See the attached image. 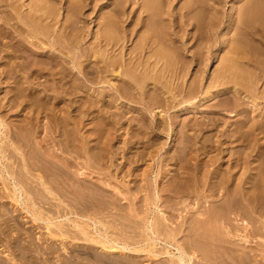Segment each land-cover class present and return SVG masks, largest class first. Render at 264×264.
Instances as JSON below:
<instances>
[{
    "label": "bare ground",
    "instance_id": "bare-ground-1",
    "mask_svg": "<svg viewBox=\"0 0 264 264\" xmlns=\"http://www.w3.org/2000/svg\"><path fill=\"white\" fill-rule=\"evenodd\" d=\"M20 1L0 0L1 7L3 3L16 11L12 13L7 9L8 12L3 13H8V19L4 20L2 14L1 21L4 20V23L9 24L11 20L16 19L14 21L18 22L17 25L23 22L20 25L23 30L19 33L20 36L26 32L31 37H36V41L37 38L49 41L54 51L63 48L68 50L71 54L70 62L73 65L70 68L65 67L63 62L68 60L65 59L62 64L59 60L61 56L58 55L60 57L58 59L57 55L54 56L56 53L52 51L54 54L48 52L52 54L51 58L48 57L49 60L46 62L44 60L42 65L36 64L34 69H29L30 59L19 62L20 60L12 61L13 58H9L11 62L8 61L10 62L8 65L5 59L6 66L1 68L2 72H0L2 81L0 86L6 84L8 86H4L7 89L3 91V96H0V126H4L5 118L8 116L7 113L4 115L5 118L1 117L2 111L4 114V111L17 109L14 117H22V119H15L12 124L10 123L11 126L7 128L6 135L0 144L2 191L8 193V197L14 195L12 198L15 203L24 202L26 198L33 203L47 204L48 212H46L44 221L49 228L54 226L59 229L60 235H65L63 224L60 223L62 221L57 220L59 217L65 216L68 220L69 214H78L90 208H97V211L98 209L103 210L93 203L98 202L100 196L107 194V188L104 186L108 183L104 182L103 185L94 183L92 174L99 172L108 177V182L112 179L110 171L112 160L110 159L109 162V154H112V141L115 142L118 139V135L112 130L116 121L121 122V128H124L127 123L128 127L125 131L129 135L133 134L134 141L131 140L130 146L129 142L123 141V150L117 151L119 150L117 149L114 153L115 155L122 154V152L125 154L134 148H143L138 151L136 157H128L124 163L129 164L127 174L134 177L130 180V186L133 187L132 181L133 183L141 181V191L146 195L145 215L141 219L144 221L141 228L146 235H143L141 242H145L147 246L137 250L131 248L127 241L119 239L108 241L96 240L94 237L93 241L102 244V250L108 254L117 252L152 253L154 256L165 254L176 258V260L172 259L174 264H203L199 262L201 258L205 259L208 264H264V257L260 256V253H264L261 251L259 256L263 258L258 259L251 245L257 241L261 245L264 244V142H260L264 139V91L258 87L259 82L264 81V61L263 58L256 61L253 59L255 53L253 52V55L250 52L252 40L258 41L260 49H264V43H262L264 40V0H237V2L232 0L231 11L223 12L221 16L212 11H225V4L230 0H185L182 3L181 0H117L118 3L117 1L111 2L112 12L100 20L101 31L94 36L91 46L86 48L87 52L82 50L77 56L78 53L75 50L81 46L84 39L71 35L72 32L67 29L70 37L65 34L66 43L58 47L61 45L63 36L60 37L56 32H52L56 22H64L58 18L60 11L57 7L58 0H33L28 5ZM68 1L67 12L70 15H67V19L63 16L66 19L65 23L76 22L75 19L72 20V17L75 15L78 1ZM175 1H178V4L173 7ZM131 5H133L132 11L128 13V7ZM26 6L28 8L24 9ZM135 7H137L136 11L140 12L137 22H135V15H132ZM206 9L211 13L204 16L202 13ZM12 24L14 25L15 22H11ZM16 24L14 28L17 27ZM187 24L191 25L195 32L188 33V30L184 29ZM72 25L73 23L71 28ZM20 27L18 26L17 29L19 30ZM65 28L68 26L65 25ZM218 30H221V33L218 34ZM132 35H134V40L136 37L138 39L129 52H126L125 49ZM28 36L26 37L29 38ZM214 38L216 42L213 41ZM190 40L193 41L192 45H190ZM20 44L35 56L36 52H33L31 47L29 48L30 45L24 44L23 40H20ZM35 45L42 47L37 43ZM216 46L219 47V54L216 52L218 55H215L219 58V65L211 77L209 75L212 72L208 74L210 78L208 80L205 76L204 68L206 67L203 64L206 58L210 57L208 53ZM19 49L21 50L18 48V51ZM43 51L46 50L43 49ZM7 53L6 56L9 57ZM44 55L47 53L44 52ZM23 57L20 58L23 59ZM83 58H89L88 63H85ZM53 64L58 67L61 65V68L53 70ZM193 64H195L194 67ZM192 67L195 72L191 71L193 77L188 79ZM111 76L119 83L116 85L112 83L114 81L110 78ZM98 86H102L103 90ZM106 89L116 90V94L108 98L109 94ZM3 98L8 99V104L3 103ZM123 99L131 102L137 99L135 102L142 106V113L139 112L140 116L142 114V121L146 120L148 112L154 120L149 118L148 126L144 123H137L136 117L130 120L131 117L127 116L129 111H124L122 107H119L125 104ZM112 104L116 105L114 107L117 111H107L106 108L113 107ZM179 106H181L180 115L173 125L168 120L167 114ZM205 107L206 109L203 110ZM28 108H31L30 111H26ZM35 110L39 111L37 114L43 115L44 113L49 118L46 130L53 139V135L57 133L61 138L63 137L57 142L61 150L67 151L72 158L77 160V164L80 159L84 158L82 167L77 168L81 171L85 169L84 172L73 176L69 172L70 164L73 163L71 158L64 156V159H61L52 150L48 152V157L43 156L38 148L32 147L31 136L34 133V126L40 123L35 113L32 114L33 111L37 112ZM201 111L206 112L207 115L203 114L198 117ZM226 116L235 117V120L227 124ZM115 118L118 119L115 120ZM89 119L90 122L95 121V124L90 126L85 134L82 130ZM38 127L45 128L44 125ZM153 132H156L159 137L168 132H174V137L181 136L179 151L177 150V155H174L171 160L182 164L180 168L184 171L179 174L171 171L172 174H170L169 169L166 168L161 175L152 177L153 171L150 167L149 170H144L141 176L139 175L137 171L141 166L140 162L146 159V154L149 155L150 148L156 143L152 138L154 135L146 136L147 133ZM3 133L0 128V136ZM214 136L217 139H214ZM43 141L45 142L46 139ZM193 146L198 150L201 149L206 156L210 152H215L214 158L209 157L210 159L204 163L206 167L209 166V161L216 158L223 159L228 156V159L220 163L218 168L220 173L211 181V174L208 175L207 170L204 171L205 179L202 178L204 180H201V185L204 184V191L207 194H204L205 203H208L209 210H206L207 208L201 210L199 208L201 202H195L197 207H191L190 215L185 214L179 226L174 228L171 226L174 222L172 210L177 209L176 205L184 204L186 200L176 201L169 194L173 193L177 197L187 195L191 197L193 193L191 188L194 186L196 190L200 185L199 178L194 180L193 184H187L190 174L188 167L183 165L188 158L187 150ZM254 151L259 153L257 155L258 164L252 166L251 169L254 172L251 175L249 173L250 180L246 176L245 185L241 186L240 181L235 183L238 181L237 172L232 167H240L243 164L246 166L251 161V157L255 155H253ZM151 154L149 156L153 158L155 155ZM12 159L15 160L12 162ZM60 161L62 164L58 163ZM225 162L229 164L226 171L222 169ZM197 170L200 171L198 168ZM82 174L85 176H79ZM121 174L123 173L114 175L119 183L125 178L123 175L119 180ZM11 185L12 187H9ZM160 192L164 194L163 199ZM221 198H225L222 205L218 203ZM160 201L162 204H159ZM116 209L123 210L122 206ZM170 209L172 210L169 214ZM27 211L29 212L28 208ZM5 215L4 210L0 209V233H5L6 228L11 225L10 221L13 220L8 217L4 218ZM32 215H35L33 211ZM42 217L43 210L37 211L35 219H43ZM72 222L82 234L87 235L86 225L75 220ZM211 225L212 227L220 226L224 230L223 235H219L221 238L217 239L218 234L217 237L212 235ZM182 232L186 233L189 239L187 238L188 240L183 243L177 241L175 246L178 253L173 254L168 247H173L176 235ZM6 235H9V231ZM157 240L164 242L167 246V248L163 247L164 251L156 249ZM206 246H214L218 250L220 248L235 250L237 256H233L235 251H232V255L225 257L226 261L216 253H214L216 257L212 255L207 257L201 249ZM168 260L171 261L170 258ZM0 264L9 263L0 260Z\"/></svg>",
    "mask_w": 264,
    "mask_h": 264
},
{
    "label": "rangeland",
    "instance_id": "rangeland-1",
    "mask_svg": "<svg viewBox=\"0 0 264 264\" xmlns=\"http://www.w3.org/2000/svg\"><path fill=\"white\" fill-rule=\"evenodd\" d=\"M14 1L17 2L18 0H14ZM32 1L33 0H28V1L27 0H21L20 2L25 3V5H28ZM67 1L68 0H58V2H57L58 3L57 7L60 8L58 18L61 19L60 21H64V22H56V24L57 23L58 24L57 25L55 24L54 27L52 26L53 27L52 32L53 31L56 32L58 35H60V37L63 36L61 38V40H62L61 45H59L58 47H61L62 45H64L66 43V40H67L66 36L68 35L67 33L70 34V32L73 33V34L71 33V35H73V36L77 35L78 38L80 37V38L84 39L81 46H79L75 50V52L78 53V54H76V56H77L82 52V50H83V52L84 51L87 52L86 48L91 46V43L94 42V36H96V34H98L101 31V29L99 27L100 26L99 25L100 20L105 15L110 14L112 12L113 5L111 6V2H114L117 0H86V1L85 0L84 1L83 0H76V1H78V7L75 8L76 9L75 15H74L75 17L73 16L74 18L72 17V20L75 19L74 21H76L77 23L72 22L73 23L72 28H71V24H72L71 22L65 23V20L67 19V15H70V14H68L69 12H67V8L69 5V1L68 2ZM184 1L185 0H181V3ZM231 1L232 0H230V2L228 1V3L225 4V7H224L225 11L217 12L216 10H213V11L211 10L212 13L213 12L215 14L218 13L217 15H219V16H221L223 12L229 13L231 11V7H230V4L232 5ZM235 1L237 2V0H235ZM82 2H84V3H82ZM66 3H67V5H66ZM117 3H118V1H117ZM175 4L177 5L178 1H175L173 3V5H174L173 7H176ZM1 5H2V7L0 6V49L1 48L2 49L0 51V72H2L1 70L3 69V67H5L6 65H8L11 62L9 60V58H13L12 61H14L16 59H17V61L20 60L19 62H21L22 60L27 61V59H30L31 62L28 65L29 69H34L36 64L38 66L42 65V63L48 61L49 58H51V55L54 53H56V54H54V56L57 55L58 59L60 58L59 56H61V58L59 59V60H61V63L63 61H65V59L68 60V61L63 62L64 64L62 63L65 67L68 66L67 68H70L73 65L70 62L71 54L68 53V50H65L63 48L62 50L57 49L56 51H54L50 47L49 41L48 42L46 40L42 41V39L40 40L38 38L36 41V37L33 38V36L31 37V35L27 34L26 32H24V33H26V35H24V33H23L20 36L19 33L23 31L21 29L20 25H22L23 22H21L20 25H17L18 22L14 21L16 19H13V21L11 20V22H13V23L15 22V24L17 23L16 28H14L15 24L11 25V22H9V24H6V22L4 23L3 21L8 19V15H7L8 13L5 14L3 12H8V10H9V12L11 11L12 13H16V11L14 9H12L11 6L9 7L3 3H1ZM81 5H83L82 9H80ZM131 7L133 8V5L128 7V13H130L132 11ZM27 8H28L27 6L24 7V9H27ZM3 9H6V10H3ZM136 10H137V7L134 8L133 13H132V15H135L134 16L135 22H137V20L139 19V13H140L139 11L137 12ZM60 12H61V14H60ZM175 13H177V12L175 11ZM210 13H211L210 10L206 9L203 11L202 15L207 16V14H210ZM2 14L4 15L3 21H1V19H3ZM226 21H227V18L225 19V22ZM74 24L77 25L78 28L75 27ZM125 24H128V22H125ZM1 25H3V26H1ZM65 25H66V27L68 26V28L64 29ZM7 26H8V28H7ZM18 26L20 27L19 30L17 29ZM9 27H11V28H9ZM79 27H81L82 30ZM185 28L188 30V33L191 31H192V33L195 32V29L192 28L191 25L189 26L187 24L184 27V29ZM13 29H15L16 31H14ZM20 29H21V31H20ZM63 29H64V31H63ZM67 29L70 30V32H68ZM65 30H67V31H65ZM9 31H11V32L9 33ZM79 31L82 32V34ZM14 32H16V33H14ZM219 32L221 33V30H218V34H219ZM11 33L13 34V36ZM79 33H80V35H79ZM65 34H66V36H65ZM26 36H28L29 38H27ZM68 36L70 37V35H68ZM21 38H23V39H21ZM53 38H54V35H53ZM55 38H56V34H55ZM137 39L138 38L136 37L134 40V35H132L130 37V41L128 42L129 46L127 45V47H126L127 50L125 49L126 52L127 51L129 52V50L135 45L134 43H136L135 41H137ZM16 40H18V41H16ZM20 40H23L24 44L27 43L28 44L27 46L30 45L29 48L31 47L32 51L37 53L38 56L35 53V56L37 58L34 56V54L31 55V52L29 50L27 51L24 49V46L22 44H20ZM26 40H28V41L26 42ZM132 40H134V42ZM30 41H32L34 43L36 41V43L38 45H42V47L41 46H39L40 48L38 46L36 47V45H35L36 43L34 44ZM213 41L216 42L215 38L213 39ZM192 42L193 41L190 40V45H192ZM16 43H18V44H16ZM253 43H255V44H253ZM262 43H264V40L262 41ZM17 47L21 48L22 51L20 49L18 51ZM33 48H35V49L33 50ZM42 48L46 51H43ZM263 48H264V45H263ZM3 49H4V51H3ZM257 49H258L259 55H258V52H256ZM259 49H260L259 42L252 40L251 45H250V52L253 55L255 53V55H254L255 58H253V59H256V61H258L259 58L260 59L263 58L262 60L264 61V49H262V50L260 49L262 52H260ZM6 50L7 51L9 50L8 53ZM38 50L40 51V53H42V55L40 53H38L39 52ZM10 51H12V52H10ZM51 51L54 53H52ZM204 51L206 53V50H204ZM44 52L47 53V55H49V56L44 55ZM48 52H51L52 54L51 53L48 54ZM216 52H218V54H219V47L218 46L214 47L208 53V55H210V57L206 58V60L204 61V64H203V66H205L206 68H204L202 66L205 69V76L208 80H210V78L208 77V74L210 72H212L209 75L211 77V75L215 72L217 66L219 65V58H217L215 56V55H218ZM6 53H7V55L9 54V57L6 56ZM17 54H19V55L17 56ZM2 55H4L5 57ZM14 55H16V57H14ZM19 56L20 57L24 56V57L22 59ZM45 56H47V57H45ZM40 57H42V58H40ZM1 58H3V59H1ZM46 58H48V59H46ZM62 58H64V59H62ZM5 59H6V65L4 63ZM88 59L89 58H85V59L83 58L82 60L85 63H88ZM90 60H92V59H90ZM215 60L217 61V63ZM8 61H10V62H8ZM67 62H68V64H66ZM31 64H32V66H31ZM92 65H93V63H92ZM55 66L56 65L53 64V66H52L53 70H56V68H61V65H59V67L58 66L55 67ZM194 66H195V64H193V67ZM193 67L191 68V70L189 72L188 79L191 76L193 77V74L191 72V71L195 72V69ZM75 71H76V69H75ZM25 73H27V72H25ZM109 74H111V73H109ZM110 78L112 79V81H114L112 83H114L115 85L117 83H119L116 79H114L113 76H111ZM1 82L2 81L0 79V83ZM263 82H264L263 80L260 81L259 82L260 85H258V87L261 88L260 89L261 91H264V83ZM4 84H6V83H4ZM68 84H70V83H68ZM4 86L7 87L8 85L7 84L2 85V87L0 86V88H2V89H0V96H3L4 92L7 89ZM10 87L12 88L13 84ZM98 87L103 90L102 86L101 87L98 86ZM4 88H5V90H4ZM107 89H109V88H107ZM107 89H106V91L109 94L108 98H110V96L112 94H116V90H107ZM3 99H2L3 103L8 104V101H7L8 99H6V98H3ZM27 100H28V98H27ZM133 101L134 102L124 100L125 104H122L123 106H119V107L120 108L122 107V110H124V111H129L127 116L131 117V118H129L130 120L132 118L136 117L137 119H135V120L137 123H139V124L144 123L146 126H148L149 124L147 121H150L149 118L153 119L151 116V113L150 112L146 113V117H145L146 120L143 122L142 121V119H143L142 114L140 116V113H139V112L142 113V106L139 105V103H136L137 99L136 100L133 99ZM126 103H128V104H126ZM112 106L113 107L106 108L107 111L108 110L111 112L117 111V109H115L116 105L112 104ZM138 107H139V109H138ZM29 109H31V108L26 109V111L27 110L30 111ZM204 109H206V107L203 108V110ZM19 110H21V109L19 108ZM10 111L9 110H8V112L4 111V114L2 111V114H1V117L5 118L4 115H6L8 113V116L5 118L4 126L3 125L0 126L1 130L4 132L0 136V144L3 140V137L6 135L7 128H9V126H11L10 123L12 124V122H14L15 119H22V117H17V118L14 117L15 113H17V109H14L13 111L11 109ZM26 111H24V112H26ZM35 111H37V112L33 111L32 114L35 113L34 115L36 118L37 117L39 118L40 123H38L37 125L34 126V133L31 136L32 147L38 148L39 152L43 156L47 155V157H48V152L50 150H52L53 152H55V155H57L58 157H61V159L62 158L64 159V156H68L69 158H71L70 160L71 161L73 160L72 161L73 163L70 164L69 172L72 173L73 176L74 175L76 176L79 172H84L85 169H82V171H81V169H77L79 167L80 168L82 167L81 164L85 161L84 158L80 159L79 160L80 163L78 162V164H77V160L72 158L67 151L61 150V148L57 145V142L60 139H63V137L61 138L60 134L57 133V134L53 135L54 136V139H53L50 136V133H48L46 130V124H47L49 118H47L44 113H43V115L37 114V113H39V111L38 110H35ZM180 111H181V106L170 110V112L167 114L168 120L170 122H172L173 125L176 123L177 117H178V115H180ZM202 112L203 111H201V114H199L197 116L199 117L203 114L207 115L206 112H203V113ZM218 116H220V115H218ZM9 117L11 120L9 119ZM182 118H183V116L181 115V119ZM204 118H205V116H204ZM12 119H13V121H12ZM116 119H118V118H115V120ZM225 119H226V123L228 124L230 121H234L235 117L233 118L230 116H226ZM130 120H128V121H130ZM138 120H139V122H138ZM88 121H86V124L82 130V132H85V134H86L87 129L90 128V126H93L95 124V121L90 122V119ZM40 125H44L45 128L38 127ZM121 127H122L121 122L116 121L115 127L112 130V132H114V134L118 135V139H119V140L118 139L115 140V142H114V140L112 141V144H113V148H112V152H111L112 154H109V162H110V159L112 160V168L110 169L111 174L113 176L112 179L108 182L107 176H105L99 172H95L92 174L94 176L92 179V181L94 183H96L98 185H103L104 182L108 183V185L104 186L105 188H107V194H105L104 196H100L99 197L100 200L98 202L96 201V203H93L94 205H97L98 207L102 208L103 210L98 209V211H97L96 210L97 208L96 209L90 208L87 211L79 212L78 214H69L68 220L65 219V216H61V214H58L61 217H59L57 220L62 221L60 223L63 224L62 228H63L65 235H60L59 229H57L54 226H51V228H49L47 226L46 222L44 221V219H46L45 218L46 212H48V210H47L48 205L47 204L33 203L32 201L27 200L26 198H25L24 202L19 201V203H15L13 200L14 195L12 196L13 198L11 196L8 197L9 196L8 193H5V191L4 192L2 191V189H1L2 185L0 182V189H1L0 190L1 191L0 192V209L4 210V214H6L4 218L8 217V218L13 219L12 221H10V224H11L10 227L6 228V230H5L6 232L0 233V260H2V261L4 260V262L7 261L9 264H124V263H128V262H131L132 264H174L172 262V259L176 260V258L170 257V256L165 255V254L156 255V256H154L152 253H150V254L142 253L141 254V253H137V252H134V253L133 252H130V253H118L117 252L115 254H108L102 250V244H100L96 241H93L94 237H96V240L101 239V240H108V241H110V239H114V240L119 239L120 241H127L128 243H130L131 248H134L137 250H139L140 248H143L144 246H147L145 242H141L143 240V235H146L143 228H141L144 225V221L141 219L145 215L144 210L146 208L145 207V196L146 195H145V192L141 191V188H140V187H142L141 181L138 180V182H136V183H133L134 181H132L131 185H133V187L130 186V180L131 179L133 180L134 177H130V175L127 174L129 164L124 163V162H126V158L136 157V154L139 153L138 151L143 150V148H141V149L134 148L132 150H129L125 154H123V152H122V154L115 155L116 153H114V151H116L117 149H119L117 151L123 150L122 149L123 141L129 142L128 143L129 146L131 145L130 143H132V141H134V138H132L133 134L129 135V133H127L125 131L126 127H128L127 123H125L124 128H121ZM156 132L147 133V135H146L148 137L149 136L152 137L154 135L152 138L155 139L156 143L154 144V146H152V148H150L151 152L149 153V155L153 152V154H151V155H155V156L152 158L148 154H146L147 157H146V159L143 160V162L142 161L140 162L141 166L137 172L140 175L144 172V170H149L150 167H152V171H153L151 174L152 177H154L156 175L157 176L161 175V173L165 172L166 168L169 169L170 174H172L171 171H173V173H177V174L181 173L182 171H184L182 168H180L182 164H179V163L175 162L174 160H171V158H173L174 155H177V152L179 151V147L181 145L180 144L181 136H178L179 138L174 137L175 136L174 132H168V133L162 135V137H159V136H157ZM155 135H156V137H155ZM119 136H121V138ZM44 139H46L45 142L43 141ZM214 139H217V137L214 136ZM260 142H264V139H261ZM197 146H200V144H197ZM193 148L187 150V157L188 158L185 161L187 164H185V162H183L184 163L183 165L188 167L187 170L189 171V174H190V176L188 177V183L187 184H193L192 182L194 180H197V178H199L200 179V185H199L198 189L196 188L197 191L194 190L195 189L194 186L191 188V189H193L192 192L194 193V194L192 193L191 197H188V195L177 197L173 193L169 194V196L173 197L176 201H182L183 199L186 200L184 202V204L181 203V204L176 205L178 210L177 209L168 210L169 214H170L171 210L173 212L172 214H174V220H173L174 222L171 225L174 228H177L179 226L180 222L183 220L182 217L185 214L190 215L189 210L191 209V207H193V206L197 207V204H195V202L196 203L198 201H199V203L201 202L199 204V208H201V210L202 209L205 210V208H207L206 210H209L208 203H205V199H206L205 195H207V194L204 191V186H203L204 184L201 185L202 184L201 180L205 179L204 171L207 170L208 175L211 174L210 175L211 176L210 181H211L212 178H215L216 175L218 173H220L218 170L220 163L222 161H225L228 159V156H225L223 159L216 158L211 162L209 161V164H208L209 166L206 167L204 165V163L210 159L209 157L214 158V156L216 155L215 152H210L206 156L205 154L202 153L201 149L198 150V148H195V146H193ZM157 149H158V151H157ZM253 155L254 156L251 157V161L248 162L246 164V166H245V164H243L240 167H235V166H233L234 168L232 167V169H235L237 172V180L238 181H235V183L240 181L241 186H244L246 176H247V179L250 180V175L252 172H254V170L251 168H252V166H255L258 164V159H259L257 157V155H259V153H257V151H254ZM18 157L21 158L20 155H18ZM190 157H192V158H190ZM14 160L15 159H12V162ZM58 163L62 164V161H60ZM1 164L2 163L0 161V167H2ZM124 164L126 166H124ZM200 165L202 168L200 167ZM228 165L229 164L227 162H225L222 165V169H224L226 171L228 169ZM15 166L17 167V164ZM197 168L200 171H198ZM201 170H202V172H201ZM199 172H201V173L199 174ZM119 173H123L119 176V180H121V176L125 175V178L122 179V181L120 183L118 182V179L116 180V178H115L116 176H114V175L119 174ZM249 173H250V175H249ZM197 174L199 177L196 176ZM201 174L203 175V177ZM212 174H215V175H212ZM79 176L84 177L85 175L82 174ZM138 178L140 179L141 177H138ZM189 178H191V180H189ZM202 178H204V179H202ZM244 178H245V180H244ZM199 179H198V181H199ZM10 181H11V183H13L12 180H10ZM9 187H12V185ZM153 188H155V187H153ZM160 194H161L162 199H163L164 194L161 192H160ZM224 200H225V198L224 199L221 198V200L218 203L222 205L224 203ZM65 203H68V202H65ZM159 204H162V202L160 201ZM163 205H164V203H163ZM200 205H201V207H200ZM70 206L74 207V205H70ZM118 206H122L123 210L118 211L116 209V208H118ZM26 207L28 208L29 212L27 211ZM162 208H164V206H162ZM39 210H43V217H42L43 219L36 220L35 218L37 215V211H39ZM211 210L215 211L214 209H211ZM32 211L34 212L35 215H32ZM152 211L154 212V208H152ZM192 212H195V211L192 210ZM77 215H79V216H77ZM74 220L80 222V224H84L87 226L86 227L87 228L86 229L87 235L82 234L78 228L74 227V224L72 222ZM54 221H56V220H54ZM97 221H100V222H97ZM104 225H106L108 228H105ZM8 228H9V230H8L9 235H6V233H8V231H7ZM211 228H213L212 231L214 233L213 234L211 231L212 235H214V237L218 236L217 239L221 238V236L223 235L222 232H224V230H222V228H220V226L218 227L217 225L214 227H212V225H211ZM233 229H235V228H233ZM220 230H222V231H220ZM219 235H221V236H219ZM12 238H14V239L12 240ZM187 238L189 239V236L186 233H183V232L179 233L178 235H176V241L173 242L174 243L173 247H171V248L168 247L169 250L173 254L178 253L175 244L177 243V241L179 243L186 242L188 240ZM259 243L260 242H258V241L256 243L253 242V244H251V245L253 246L252 249H254L255 253H257L256 256L258 255L257 256L258 259L259 258L262 259L264 257V254H261L260 252L262 251V253H264V247H263L264 244L261 245V243H260V245H259ZM163 247L167 248V246L164 245V242L157 240L156 249L164 251L165 249ZM201 249L207 257L211 256V255L215 256L214 253H216V255H219V257L224 258L223 259L224 261L227 260V259L225 260V257L228 258L227 256L232 255L233 252L235 251V250L233 251L231 249L229 250V249H225V248H220L218 250V248H216L214 246H212V247L206 246L205 248L203 247ZM215 251H217V252H215ZM218 251H219V253H218ZM138 252H141V251H138ZM229 252H230V254H229ZM238 253H240V252H238ZM259 253H260V256H263L262 258L259 256ZM236 254L237 253L235 251V254L233 256L236 257L237 256ZM176 255H178V254H176ZM169 258L171 259V261H169V260L167 261V259H169ZM122 259H123V261H122ZM218 259H220V258H218ZM130 260H132L133 262ZM199 262H201L203 264H208V262L203 258H201L199 260ZM233 263H235V262H233ZM220 264H222V263H220ZM223 264H225V263H223Z\"/></svg>",
    "mask_w": 264,
    "mask_h": 264
}]
</instances>
